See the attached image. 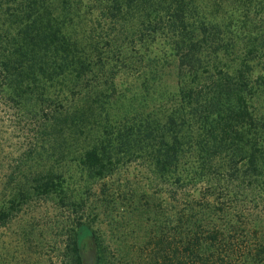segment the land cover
I'll list each match as a JSON object with an SVG mask.
<instances>
[{
  "label": "trees",
  "instance_id": "obj_1",
  "mask_svg": "<svg viewBox=\"0 0 264 264\" xmlns=\"http://www.w3.org/2000/svg\"><path fill=\"white\" fill-rule=\"evenodd\" d=\"M112 3L97 9L106 17V23L97 17L100 21L83 30V35L92 40L86 50L69 30L66 33L63 19L73 7L70 0H0V87L12 100L21 98L25 106L35 91L41 116L54 119L61 132L75 134L87 125H97L100 134L79 154L78 162L81 174L91 181L112 176L116 152L140 146L152 137L148 131L152 128L146 125L142 141H134L130 135L133 131L126 132L116 125L114 120L118 118L107 109L116 103L115 78L123 71L122 67L119 71L117 68L121 63L129 66L131 57L139 63L150 60L143 51L149 43L142 41L147 33L164 26L163 19L155 16L143 23V44L128 37L126 42L140 46V55L136 56L116 36L132 23L129 24L126 12L120 13L123 7ZM167 20L177 34L176 45L180 49L177 57L183 84L179 91L181 103L203 106L199 118L205 134L201 132L196 143L193 162L197 164L192 175L184 172L181 163L192 143L185 148L179 140L183 136L175 134L169 140L165 134L160 135L161 141L152 154V172L163 188L159 187L161 191L157 193H144V201L148 202L145 206L143 198L135 205L131 201L135 212L131 229L123 231L125 236L120 239L117 237L119 246L112 249L104 243L103 231L96 226L99 206L94 208L88 201V181L81 185L80 192H69L66 170L46 167L30 179L25 177L23 182L6 185L7 197L0 200V227L13 224L21 211L37 199L34 197L59 196L65 221L58 222L62 232L54 243L62 244L52 245L56 261L50 257L49 264H84L83 239L87 235L95 245L96 264H264V71L255 81H251L247 71L252 61L264 59V46H253L236 65H226L218 53L223 49L221 29L204 31L200 38L185 15L170 14ZM211 44L216 62L208 65L204 50ZM53 84L60 92L55 98L47 94L55 87ZM100 98L98 108L103 109L100 114L105 120L99 130L101 121L95 104ZM253 101L262 103V112L254 110ZM173 112L169 129L175 123L179 126L175 116L185 110L183 107ZM118 138L120 143H116ZM106 189H110L108 181L101 190V200L108 208L112 202L117 204V197ZM189 189L198 190V196L188 194ZM43 228L24 225L20 235L30 247L28 252L22 248L18 264H44L41 253L37 249L32 252L39 244V234L46 232ZM0 264H11L2 252Z\"/></svg>",
  "mask_w": 264,
  "mask_h": 264
},
{
  "label": "rangeland",
  "instance_id": "obj_2",
  "mask_svg": "<svg viewBox=\"0 0 264 264\" xmlns=\"http://www.w3.org/2000/svg\"><path fill=\"white\" fill-rule=\"evenodd\" d=\"M70 1L73 7L68 14L65 13L66 17L63 19L66 23V33L69 30L73 39L81 42L82 48L89 49L92 41L89 35H83L86 25L93 26L94 23L100 21L96 20L97 17L102 20V23L106 21V17L98 13L97 9L102 5L110 6L111 2L117 7H123L120 13L126 12L129 24L132 23L121 29L116 35L124 41V47H127L125 49L136 56H139L141 52L137 50L140 46L136 48L126 42L128 37L135 38L141 44L149 43L146 50H143L150 58L147 63L143 61L139 63L140 60L134 62L131 60L132 57L128 59L129 66L119 63L122 66H119L117 70H121L122 67L123 71L115 78L118 92L115 94L114 101L116 103L110 105L111 107L108 108L110 110L107 109V112L116 115L118 118L114 117L116 125H121L126 132H128L127 130L133 131L130 135L134 141H142L141 134L147 130L146 125H150L153 129L148 130L152 137L150 140L142 141L140 146L127 147L119 153L116 152L117 160H119L118 162L116 160L117 164L114 165L112 176L104 181L98 179L91 181L85 174H81L78 162L79 154L90 147L94 143L96 135L100 134L97 132V125H87L83 130L80 128L79 132L77 130V134L72 131L61 132L59 127L54 125V119H46L45 116H41L39 112L41 108L36 106L34 99L35 91L32 96L34 100H30L29 105L25 106L21 98L12 100L6 89L0 87V200L7 197V193L4 192L6 185L9 187L12 183L23 182L25 177L32 178L40 169L52 167L56 170H66L69 192H80L81 185L85 181L90 183L91 191L87 193L88 201L94 205V208L99 206L97 211L100 212L96 226L103 231L104 243L112 249L119 246L117 237L120 239L125 236L123 231L128 232L131 229L130 223L134 221L135 214L130 206L131 201L135 205L143 198L141 201L145 206L148 202L144 201V193L147 195L154 191L157 193V191H161L158 189L159 187L163 188L161 182H156L152 172V168H154L152 154L161 141L160 135L164 136L165 134L167 139L171 140L173 135L178 134L179 137L183 136V138H179L183 147L186 148L189 143H192L191 146H195L194 149H191V146L189 149L186 148L187 153L183 155L181 162L184 172L192 175L193 166L197 164V162H195L196 164L193 162L196 161L195 154L198 150L196 143L200 137L199 134L201 132L203 135L205 134L199 118L203 106L195 103L187 105L185 102L181 103L180 100L179 91L183 86L177 57L180 49L176 45L177 34L168 26L167 16L178 13L185 15L188 23L198 30L200 38L204 31L213 33L217 29H221L224 50L218 52L219 57L226 65H232L235 62L234 66L241 57L247 56L251 47L256 46L258 49H263L261 47L264 46V0ZM59 12L61 11L59 10ZM60 16L63 17L62 14ZM132 16H136V19H133ZM155 16L158 19H163L161 21L164 26L156 31L153 30L152 33H147L142 43L143 23L147 24ZM204 52L209 59L208 65L216 62L215 59H212L214 58L212 44L207 45ZM250 64L249 69L251 70L247 69V71H249L251 81H255L256 77L264 71V59L257 58ZM219 65L221 64L219 63ZM233 66L229 68L230 71H233ZM206 78L207 76H205ZM58 89L55 86L47 94L55 98L56 94L60 93ZM104 89L108 90L106 87ZM101 101L102 98L95 104L99 120L96 119L101 121L99 130L105 120L103 113L100 114L103 109L98 108ZM250 101L252 104L251 99ZM253 102L254 110L259 112L260 109L262 112V103L260 105L259 102ZM183 107L185 112L175 116L178 118L179 126H176L175 123L172 126L174 128L169 129L170 115L176 109ZM137 130L139 131L137 132ZM87 135L90 138L86 137ZM191 136L194 139H191ZM119 140L121 139L118 138L116 143H120ZM185 141L186 144H184ZM187 155H189L188 158H186ZM107 181L110 189L106 190L114 193V196L117 197V204L112 202L108 208L101 200L102 185ZM199 187L201 189L203 186L199 184ZM198 190L194 192L189 189L187 193L198 196ZM164 195L167 196L166 193ZM51 196L41 199L34 197L37 199L31 201L21 211L13 224L0 227V255L2 252L11 264H18L23 247L26 252L29 251L27 248L30 247L29 244L20 235V231L26 223L44 227L43 229L46 231L44 235L39 234V244L32 252L37 249V253H41L45 261L44 264H49L50 257L56 261V252L52 249V245L59 244L61 246L62 244V241L55 244L54 239L62 232L57 225L60 219L64 220L65 212L60 204L59 196L55 194ZM165 202L168 201L165 200ZM94 246L92 239L87 235L83 239L84 264H96Z\"/></svg>",
  "mask_w": 264,
  "mask_h": 264
}]
</instances>
